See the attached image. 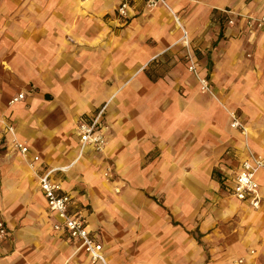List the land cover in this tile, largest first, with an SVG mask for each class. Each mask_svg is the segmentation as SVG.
<instances>
[{"label": "crops", "instance_id": "0c3cea01", "mask_svg": "<svg viewBox=\"0 0 264 264\" xmlns=\"http://www.w3.org/2000/svg\"><path fill=\"white\" fill-rule=\"evenodd\" d=\"M120 2L0 0V219L9 231L0 264H103L54 230L5 122L38 170L72 165L52 178L105 264H264V169L258 209L224 186L248 153L264 159V27L247 24L264 16V0H166L169 9L152 10L129 0L127 20L112 10ZM186 47L213 96L181 60ZM104 105L105 153L77 159L76 123ZM232 111L247 137L230 127ZM105 166L127 183L121 195L119 183L103 182Z\"/></svg>", "mask_w": 264, "mask_h": 264}, {"label": "built area", "instance_id": "2783aa9c", "mask_svg": "<svg viewBox=\"0 0 264 264\" xmlns=\"http://www.w3.org/2000/svg\"><path fill=\"white\" fill-rule=\"evenodd\" d=\"M144 5L148 10L156 8L158 5L167 7L166 0H136ZM130 4L129 0H121L116 9V14L120 20H127L129 18ZM228 24H232L231 21ZM247 24L255 26L257 29L264 27V16L253 19L247 18ZM184 38L186 36L184 35ZM187 45V42L185 41ZM188 72L191 73L198 81L200 91L203 94L214 95L213 90L206 78L198 76L197 62L188 56ZM24 98L23 94L13 97L8 105H14ZM106 105L97 110L89 119L80 118L75 126V135L77 138V159H80L86 151L103 155L106 150V140L104 136L103 118L105 115ZM230 127L238 131L244 138L247 137L248 132L240 116L232 111L229 113ZM4 131L10 135L9 145L11 149L24 159L25 164L31 170L37 179L39 188L46 201L48 211L56 219L54 230H63L67 236L77 241V250L83 251L91 263L101 262L105 264L103 257V247L96 241V236L87 229L86 221L80 215H73L69 212V204L71 197L69 194L62 191L61 185L55 181L52 176L57 172H66L69 168H52L49 170L40 171L37 164L40 158L30 153L29 146L25 141L18 139L15 134L14 127L5 122ZM264 169V159L261 156L253 153H248L245 159L238 167V170L232 180L227 182L225 186L226 191L232 195L236 200L246 203L252 209H258L261 205L260 187L256 181V175L260 170ZM104 172V178L108 182L113 178L112 169L107 166ZM119 192L118 188L114 189ZM9 235V231L3 220L0 219V244L5 242ZM241 263V261H239Z\"/></svg>", "mask_w": 264, "mask_h": 264}, {"label": "rangeland", "instance_id": "374dc122", "mask_svg": "<svg viewBox=\"0 0 264 264\" xmlns=\"http://www.w3.org/2000/svg\"><path fill=\"white\" fill-rule=\"evenodd\" d=\"M116 8H117V5L115 4V6H114V9H112V10H114V12L116 13ZM78 15V14H77ZM106 17H108V16H101V17H99L100 19H103V22L104 23H107V21H106ZM93 20V19H92ZM110 27V26H109ZM101 30H105V26L104 25H102L101 27ZM119 27H117V29H118ZM189 55H191V51L190 50H188V48L186 47L185 48V51H184V53H183V56H182V58H181V60L183 61V63L185 64V66H186V68H188V56ZM188 70V69H187ZM27 166V165H26ZM106 167L107 166H105V168H103L104 170L102 171V178H103V182L104 183H107V184H109V183H112V182H114V181H116L117 183H119V184H114L113 185V193H114V195H116V196H119V195H121L122 194V192L125 190V189H127V183L125 182V180L123 179V178H121L119 175H116L115 174V171L113 170V168L111 167V169H112V173H113V178L112 179H110V181H106L105 180V178H104V172L106 171L105 169H106ZM29 169V168H28ZM29 171L31 172V170L29 169ZM115 188H118L119 189V192H115ZM143 192H145V193H147V186L145 187V189H143ZM161 201V200H160Z\"/></svg>", "mask_w": 264, "mask_h": 264}]
</instances>
